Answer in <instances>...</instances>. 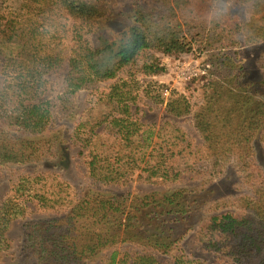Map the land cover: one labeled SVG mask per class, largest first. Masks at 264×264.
Listing matches in <instances>:
<instances>
[{
	"label": "trees",
	"instance_id": "obj_1",
	"mask_svg": "<svg viewBox=\"0 0 264 264\" xmlns=\"http://www.w3.org/2000/svg\"><path fill=\"white\" fill-rule=\"evenodd\" d=\"M238 1L246 7L245 19L214 6V0H134L133 24L95 49L88 36L107 16L104 1L21 0L15 5L0 0V172L55 158L59 134L45 137L54 120L48 75L65 72L66 98L113 82L104 94L112 106L105 123L115 139L114 155L101 157L92 134L75 133L89 179L103 185L172 186L183 182L179 161L184 157L209 164L210 173H194L196 179L220 178L234 165L256 194L212 202L197 239L204 251L230 264H264V173L254 149L256 139L264 142V78L247 81L234 60L221 53L264 42V0ZM197 43L209 53L206 65L213 73L196 111L179 95L167 102V117L156 132L144 127L132 110L139 89L136 72L157 76L164 69L156 53L190 54ZM189 115L201 146L176 123ZM191 192L88 193L79 199L56 175L19 178L0 205V264L11 249L9 228L34 202L43 212L64 207L68 214L25 223L23 253L33 264H87L125 244L136 251L114 249L106 264H206L187 254L184 237L175 239L162 225L144 220L155 213H190Z\"/></svg>",
	"mask_w": 264,
	"mask_h": 264
},
{
	"label": "rangeland",
	"instance_id": "obj_2",
	"mask_svg": "<svg viewBox=\"0 0 264 264\" xmlns=\"http://www.w3.org/2000/svg\"><path fill=\"white\" fill-rule=\"evenodd\" d=\"M21 0H12L16 5ZM108 8L107 16L101 20L99 29L88 36L92 46L101 48L104 40L112 41L132 24V12L134 0H102ZM150 1V0H149ZM214 6L222 9L227 7L232 15L246 18V7L242 6L238 0H214ZM219 51V50H218ZM224 56L230 57L236 63L237 68H241L246 74V80L259 82L264 78V42L253 45H242L232 47L221 52ZM217 54V53H216ZM163 71L157 76H144L136 72V81L139 89L135 95L137 100L132 106V110L144 127L157 131L162 121L167 117L165 107L170 99L182 95L191 104L193 113L202 98V92L207 81L211 80L213 70L207 76L200 77L190 83L178 79L175 72V65L182 61L195 66L203 71L207 61L211 58L203 47L197 43L190 54L180 56H165L156 53ZM218 63V62H216ZM141 64H138L137 70ZM221 72L220 74H224ZM65 72H55L47 76V92L54 104V120L52 132L45 137H50L52 133L58 132L59 139L55 146V158H47L40 164H30L26 166L14 167L10 171L0 172V205L7 198L11 184L19 178L36 176L38 174L56 175L61 180L67 182L77 198H82L88 193L114 194L117 196H145L154 192L166 193L176 188H187L191 192L190 201L193 210L185 215H158L152 214L146 222L152 221L156 225H162L164 229L170 230L175 239L184 237L183 247L187 254L197 258L206 264H230L221 257L206 252L198 242L196 231L203 223L209 213L206 208L214 201L225 197L233 198L241 194L255 193L256 187H249L244 183V176L240 174L238 168L232 165L222 177L206 179L194 178V173H210V166L207 162H195L189 157H184L179 161V168L185 171L183 182L178 185L162 186L159 184H145L130 182L126 185H103L94 183L88 177L86 166V154L82 151L75 133H82L83 136L92 134V139L100 147L101 157L111 158L114 155L115 139L105 123L106 117L112 111L105 94L113 82L83 90L76 95L66 98L64 96ZM121 78L124 75L120 76ZM151 84L157 85L150 88ZM165 89L170 90V97L163 95ZM176 123L188 134L190 141L201 146L202 141L193 126V115L176 119ZM92 132V133H91ZM255 161L264 173V142L256 139L254 143ZM196 171V172H194ZM36 203H29L30 209L25 218L13 222L7 232V238L11 249L5 252L1 259V264H33L27 255L23 253V242L25 236V223L32 220L41 219H61L68 214L66 208L43 212L38 210ZM161 210H157L160 212ZM114 249L118 252L133 253L136 249L129 244L118 245ZM113 248L102 252L95 260L87 264H106L112 255Z\"/></svg>",
	"mask_w": 264,
	"mask_h": 264
},
{
	"label": "built area",
	"instance_id": "obj_3",
	"mask_svg": "<svg viewBox=\"0 0 264 264\" xmlns=\"http://www.w3.org/2000/svg\"><path fill=\"white\" fill-rule=\"evenodd\" d=\"M175 72L177 74L178 79H181L185 82L190 83L191 81L198 79L200 77H204L207 76L208 73L210 72V66L207 64L205 65V67L203 68V71L198 69L195 66H191L190 64L186 63V62H182L179 61L176 63L175 65ZM163 95L166 98L170 97V90L169 89H165L163 91Z\"/></svg>",
	"mask_w": 264,
	"mask_h": 264
}]
</instances>
